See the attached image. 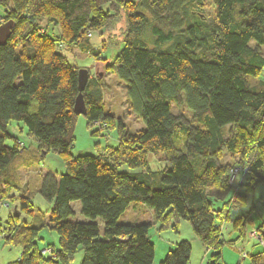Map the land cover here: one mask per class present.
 Returning <instances> with one entry per match:
<instances>
[{
	"label": "trees",
	"instance_id": "16d2710c",
	"mask_svg": "<svg viewBox=\"0 0 264 264\" xmlns=\"http://www.w3.org/2000/svg\"><path fill=\"white\" fill-rule=\"evenodd\" d=\"M205 1L0 0V26L14 22L0 46V213L14 205L5 224L0 215V239L22 245L11 264H73L80 249L81 264H153L151 228L178 232L181 219L214 250L209 264H219L222 222L246 197L230 182L233 168L247 172L241 186L248 191L264 182V0H213L214 14ZM120 22L122 35L113 37ZM96 31L108 34L102 48L91 41ZM74 47L95 59L104 47L119 49L105 72L127 84L131 111L145 124L132 132L107 111L102 79L88 68L84 116L92 135H101L102 124L117 129L119 146L107 147L110 154L72 153L83 115L75 110L81 67L68 57ZM173 105L191 115L174 112ZM13 120L25 124L35 148L12 135ZM51 151L67 170L44 173L50 219L20 221L35 208L17 165L37 166ZM159 152L165 166L153 169ZM225 153L234 159L225 161ZM124 165L134 170H119ZM232 189L224 208H215L212 196L224 200ZM73 201L88 220L71 219ZM135 202L152 209L153 222H119ZM237 222L245 235V224ZM45 227L57 233L58 246L40 245ZM259 230L263 250L250 255V264H264ZM46 247L52 252H42ZM191 254L190 241L181 240L159 264H190Z\"/></svg>",
	"mask_w": 264,
	"mask_h": 264
},
{
	"label": "rangeland",
	"instance_id": "374dc122",
	"mask_svg": "<svg viewBox=\"0 0 264 264\" xmlns=\"http://www.w3.org/2000/svg\"><path fill=\"white\" fill-rule=\"evenodd\" d=\"M205 2L208 13L214 14V1L206 0ZM105 8H107V6ZM42 24H44L42 28H45L44 30H46L47 22L44 21ZM117 27L118 29L112 31L111 34L113 37L120 38L122 35L121 30L125 27L124 22H120ZM107 35V33L102 34L97 31L93 32L91 36L93 45L102 48V45L104 44L103 40ZM118 52L119 49L104 47L102 49V58L95 59L94 57L81 52L78 47H74L71 53L68 54V57L71 58L70 60H72L75 65L81 68H89L93 76H99L102 79L104 86V105L106 110L111 112L115 118H121L127 124L130 131L138 132L145 127V124L141 118L131 111L130 101L126 94L127 84L119 79L117 75L105 72V65L111 62ZM259 77L264 78V69ZM173 110L174 112L182 111L188 116L191 115L186 106L177 107L173 105ZM99 126L100 125H94V129H99ZM101 126V135H92L91 130L87 126L86 117L81 115L76 126V142L72 149V153L74 155H97L106 151L105 149L107 147H118L119 141L117 139V129H106V124H102ZM9 131L13 136L19 138L26 148L36 147L35 141L28 135L27 127L23 122L15 120L11 121ZM228 133L229 131L227 134ZM8 143L13 145L14 140L8 139ZM105 154H110V150H107ZM163 155V152H159L151 161V167L153 169H160L165 166L162 162L159 163V161L164 158ZM224 159L225 161L230 162L234 157L229 153H225ZM236 166L239 167V172L241 173L238 172L233 184H235L240 190V193L244 194L246 197L245 199L240 197L242 201L240 203L241 205L234 206L230 212V217L222 222V233L224 240H226V244L223 247V260L221 259L220 264H250V255L263 250V246L259 243V239L255 235H257L256 232L260 231L259 229L264 228V182L256 184L253 190H246V187H242L241 184L247 182V172L243 170L241 165ZM17 169H19L21 181L23 185H25L26 194L30 196L31 202L35 208L33 214L22 212L19 220L36 223L38 220L41 221V218L46 222L49 221L52 203L46 200L41 193L43 176L46 171H52L57 174L66 172L67 168L63 157L57 152L51 151L39 165L25 168L18 164ZM119 170L132 171L134 169L124 165L121 166ZM213 193H216L215 189L212 190V194ZM234 193V189L228 193L226 192L224 200H222L223 197L216 198L215 196H212L214 207L224 208V202L229 200ZM71 205L75 211V215L71 217V219L88 220L80 213L81 204L79 201H73ZM13 207V204L12 207L2 206L0 215L3 224H5ZM98 221L101 226V231H103V222L100 219ZM129 221L136 223L153 222V211L143 203H132L119 218L120 223ZM236 222L239 224V227L242 225L244 227L245 224V235H240L238 226H235ZM151 234L156 246L153 264H159L161 259L164 258L163 253L167 246L169 247L168 250L173 249L175 244L180 240H189L192 245L190 264H209L211 261L212 252L208 251L201 243L195 235L191 223L185 219L180 220L178 232L173 228H167L164 231L159 232L156 227L153 226L151 228ZM253 234L255 235L253 236ZM40 235L43 238L40 241L41 246H45L47 243H52L58 246L59 239L55 231L45 227L41 229ZM21 253V244H6L4 240L0 239V264H11L15 262ZM82 258L83 250L80 249L75 256L73 264H81Z\"/></svg>",
	"mask_w": 264,
	"mask_h": 264
},
{
	"label": "water",
	"instance_id": "95a60500",
	"mask_svg": "<svg viewBox=\"0 0 264 264\" xmlns=\"http://www.w3.org/2000/svg\"><path fill=\"white\" fill-rule=\"evenodd\" d=\"M13 27H14L13 21H7L0 26V46L7 43V41L12 35ZM88 79H89L88 69L86 68L79 69V77H78L79 95L76 98L75 110L79 114H83V115L87 113V107L83 97V90L87 84Z\"/></svg>",
	"mask_w": 264,
	"mask_h": 264
},
{
	"label": "built area",
	"instance_id": "2783aa9c",
	"mask_svg": "<svg viewBox=\"0 0 264 264\" xmlns=\"http://www.w3.org/2000/svg\"><path fill=\"white\" fill-rule=\"evenodd\" d=\"M88 35L91 36V33H89ZM20 144L23 145L22 142H21ZM238 172H239V167L234 168V169L232 170V172H231V179H230V182H231V183H233L234 179L237 177ZM239 173H241V172H239ZM254 235H255V234H253V236H254ZM255 236H257L258 239H261L260 236H258V235H255ZM263 243H264V242H263ZM42 252H44V253H46V252L51 253V252H52V249L46 247V248H44V249L42 250Z\"/></svg>",
	"mask_w": 264,
	"mask_h": 264
},
{
	"label": "crops",
	"instance_id": "0c3cea01",
	"mask_svg": "<svg viewBox=\"0 0 264 264\" xmlns=\"http://www.w3.org/2000/svg\"><path fill=\"white\" fill-rule=\"evenodd\" d=\"M180 241H181V240H180ZM178 242H179V241H178ZM178 242H177V243H178ZM154 244H155V243H154ZM155 248H156V246H155ZM168 248H169V247L167 246V248L164 249L165 252L163 253V254H164L163 257H164V256L166 255V253L170 250V249L168 250ZM206 249H207L208 251H211L212 254L214 253V250H213V249H209V248H207V247H206ZM222 252H223V249H222ZM222 255H223V254H222ZM222 257H223V256H222ZM161 260H162V259H161ZM222 260H223V258H222ZM220 261H221V260L218 261L219 264H220ZM210 262H211V261H210Z\"/></svg>",
	"mask_w": 264,
	"mask_h": 264
}]
</instances>
